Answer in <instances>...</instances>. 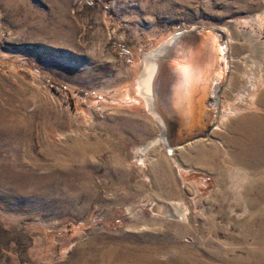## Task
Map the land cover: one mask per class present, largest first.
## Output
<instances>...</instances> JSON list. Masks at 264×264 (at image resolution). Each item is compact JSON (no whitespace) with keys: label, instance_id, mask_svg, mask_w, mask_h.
I'll return each instance as SVG.
<instances>
[{"label":"rangeland","instance_id":"obj_1","mask_svg":"<svg viewBox=\"0 0 264 264\" xmlns=\"http://www.w3.org/2000/svg\"><path fill=\"white\" fill-rule=\"evenodd\" d=\"M193 25L249 41L242 105L140 163L142 57ZM0 264H264V0H0Z\"/></svg>","mask_w":264,"mask_h":264},{"label":"bare ground","instance_id":"obj_2","mask_svg":"<svg viewBox=\"0 0 264 264\" xmlns=\"http://www.w3.org/2000/svg\"><path fill=\"white\" fill-rule=\"evenodd\" d=\"M209 37L214 41V36L210 35ZM225 39V53L227 59L225 70L219 68L216 62L213 61V53L209 48L210 46L206 47L205 45L202 51H200L199 53L193 52L187 54V50L185 49V47L182 48L181 51L183 55L180 54V60L184 62V65L182 64V67L184 66V68L170 67L168 69L163 68V70H160L161 68L159 67L158 53H161L162 50L159 52L157 50L158 48L152 49V51H150L151 54L146 53L143 55L141 65L142 68L139 75L140 77L137 79V85L139 87L140 94L146 96L149 99V103L151 105V110L149 112L160 128L164 129L165 126L163 123V119H165V117L161 114L160 108H162L167 116L177 114L184 123L187 122L186 107L187 103H190V95L193 93V88L196 85V82H199L200 84V91L196 95L198 99V102L196 104L197 109L195 108V110L193 111L194 113L192 114V117L196 118V127L201 126V117L202 113L204 112H206L207 114L206 116L208 124L213 123V121H215V124L206 136L197 137L185 142L184 144L170 143L169 145L168 141L164 140L162 133H160L161 136H156L146 145L140 146L138 147V149H135L137 159L140 161V163L145 162L146 155L154 146H164L167 149V153H171L173 155L176 151H178V148L181 149L186 145L196 144L200 142L202 139L208 137L211 131H214L215 128L220 127H218L219 121L225 120L227 118L224 117L223 119V117H221L222 115L224 116V114H222V112V115L220 114L219 106H217L219 99L217 94L219 95V93H221L225 83L228 80L230 70L233 69L231 68V62L234 57L232 56L230 49L231 39L227 33L225 34ZM249 39L250 41L252 40L251 38ZM167 41L168 39L159 44L160 47L164 48L166 45H168ZM209 43H212V40H210L207 45H209ZM207 60L209 61L210 66L208 67L207 71L203 72L202 67L206 65ZM227 67L228 72L226 69ZM209 73H211L209 78V91L205 96V91L208 83V79L206 78V76ZM215 82H217V84L212 87L211 85ZM253 89L256 90V87L254 86ZM210 97H213V99L211 100ZM204 102L206 104H204ZM188 118L191 117L188 116ZM154 205L155 206L153 207V210L155 212L166 211L170 215L173 214L174 216L179 218H186L187 212L185 208H182V211L180 212V207L177 202L170 203L169 206L166 204L161 205L159 203H155Z\"/></svg>","mask_w":264,"mask_h":264},{"label":"water","instance_id":"obj_3","mask_svg":"<svg viewBox=\"0 0 264 264\" xmlns=\"http://www.w3.org/2000/svg\"><path fill=\"white\" fill-rule=\"evenodd\" d=\"M225 32H223L220 28H208L201 25H193L188 29L181 30L179 32H176L175 34L168 37V45H166L164 48L160 47L158 44L156 46V49L161 53H158L159 57V67L160 70L168 69L170 67H182V64L184 65V62H182L180 59V54L182 53V48L185 47L187 50V54L193 53V52H200L204 48V45L210 46L213 53V61L216 62L219 68L225 70L226 66V53H225ZM214 36V41L209 36ZM212 40V43H207ZM163 48V49H162ZM149 50L148 53H150ZM185 58V57H184ZM228 72V67L226 68ZM202 71H207L206 65L202 67ZM162 72V71H161ZM202 72V73H203ZM209 73L206 78L208 79L207 88L205 91V96L208 94L209 91ZM160 83V82H159ZM217 82L212 84L213 87L216 85ZM159 94V93H158ZM157 94V95H158ZM218 96V94H217ZM143 98L146 101L147 110L150 111L151 105L149 103V99L143 95ZM159 98V97H158ZM161 99V98H160ZM212 100L213 97H210ZM204 104H206L204 102ZM207 106V105H206ZM217 106H219L217 104ZM215 108V106H214ZM161 109V114L164 115L165 119H163L164 123V129L160 128L157 123V127L159 129V132L161 130V133L163 135L164 140L168 141L169 145L170 143H176V144H184L185 142L195 139L197 137H204L208 134L210 129L214 126L215 121L213 123L208 124L207 122V114L206 112L202 113L201 117V126L196 127L195 119L194 117H191L189 120H187L186 123H184L177 114H173L170 116H167L164 111ZM159 111V110H158ZM162 122V121H161Z\"/></svg>","mask_w":264,"mask_h":264},{"label":"crops","instance_id":"obj_4","mask_svg":"<svg viewBox=\"0 0 264 264\" xmlns=\"http://www.w3.org/2000/svg\"><path fill=\"white\" fill-rule=\"evenodd\" d=\"M246 41L249 42L247 40V38L244 39V40L242 39L240 41L237 38V40L235 39L231 43L232 45H231V48L230 49H231V52H232L233 57L235 58L234 61H236L240 57V52L242 51L241 48L243 47L242 43H244ZM247 44H249V43H247ZM231 68H232V66H231ZM230 74L228 76V80L225 83V85H224L221 93H219V95H218V98H219L218 99V105H219V109H220V114H221V112H224V113H227L228 114V117L224 120L225 122L226 121L229 122V105H236V104H241L242 105V102L240 100H238V101H236V100L235 101H232L231 98H230L231 102H229V94L234 95L233 94L234 91L239 90V88H240V91H241V88H242V86L239 85L240 83H238V81H237V79L239 81L242 80V79H240L238 77L239 73L237 72L236 74H238V75L236 77H234L233 76L234 70L231 69L230 70ZM247 92L250 93V96L251 97L254 96L253 94H251V91L247 90L245 94H244V92H240V97L242 99H250V98H247V96H249V93H247ZM221 94L224 95V110L223 111H221V102H220L221 101ZM247 102H248V104H250V102L248 100H247ZM234 112H235V110H234ZM221 117H223V115Z\"/></svg>","mask_w":264,"mask_h":264},{"label":"trees","instance_id":"obj_5","mask_svg":"<svg viewBox=\"0 0 264 264\" xmlns=\"http://www.w3.org/2000/svg\"><path fill=\"white\" fill-rule=\"evenodd\" d=\"M54 84L57 85V86H62L60 83L54 82Z\"/></svg>","mask_w":264,"mask_h":264}]
</instances>
